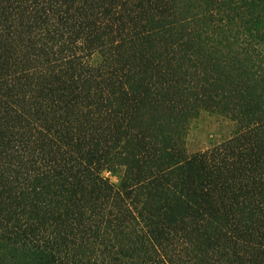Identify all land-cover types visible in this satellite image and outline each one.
<instances>
[{
    "label": "trees",
    "instance_id": "obj_1",
    "mask_svg": "<svg viewBox=\"0 0 264 264\" xmlns=\"http://www.w3.org/2000/svg\"><path fill=\"white\" fill-rule=\"evenodd\" d=\"M0 264H264V0H0Z\"/></svg>",
    "mask_w": 264,
    "mask_h": 264
},
{
    "label": "rangeland",
    "instance_id": "obj_2",
    "mask_svg": "<svg viewBox=\"0 0 264 264\" xmlns=\"http://www.w3.org/2000/svg\"><path fill=\"white\" fill-rule=\"evenodd\" d=\"M233 122L217 113L201 111L190 123L186 136L189 153L205 150L228 138L233 130ZM113 182L119 181V173L104 172Z\"/></svg>",
    "mask_w": 264,
    "mask_h": 264
}]
</instances>
